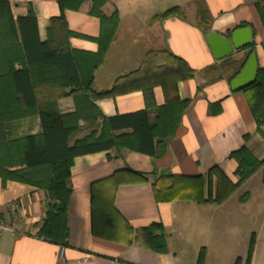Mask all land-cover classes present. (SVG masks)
<instances>
[{
    "label": "crops",
    "instance_id": "1",
    "mask_svg": "<svg viewBox=\"0 0 264 264\" xmlns=\"http://www.w3.org/2000/svg\"><path fill=\"white\" fill-rule=\"evenodd\" d=\"M110 1L118 8L120 24L105 61L95 72L92 87L96 93L112 91L111 95L92 98L102 114L113 117L146 109L144 88L150 86L155 102L148 108L152 125L169 93L188 100L189 105L175 135L163 140L168 151L161 157L113 147L75 158L67 210L69 237L64 244L38 234L48 209L47 192L16 181L4 183L0 178V210L15 227V231H6L0 237V264H188L186 256L181 259L180 247L172 243L174 236L182 237L188 217L203 211L215 223V217L225 212L235 193L246 189L262 172L259 170L220 205L192 199L159 201L153 187L162 175L202 176L206 197L209 182L215 193V167L231 182L238 181V163L230 157L233 151L245 145L257 159H264V136L258 131L249 104L253 91H234L230 84L253 52L258 71L264 68V0H203L209 13L208 25L201 23L194 0L188 10L177 4L180 14L171 16L166 5L162 9L166 0ZM9 2L15 17L27 15L32 8L43 42L48 39L51 19L62 13L59 0ZM64 15L74 32L71 47L97 52L99 45L94 39L101 32L100 19L72 9L65 10ZM244 26L252 27L253 44L218 60L207 36L217 32L230 37L236 28ZM177 58L187 68L180 64V73L162 78L168 69L178 68ZM184 69L189 72L186 78L182 77ZM58 104L63 114L76 110L73 96L61 97ZM98 125L101 121L93 125L81 120L72 143L88 136ZM261 130L264 133V126ZM41 132L39 115L15 121L8 129L12 138ZM251 199L250 192L244 193L239 206ZM13 206L15 211L11 212ZM93 224L103 236L93 233ZM151 226L156 227V234L164 233L166 252L153 249L147 235ZM201 249L208 251L207 247Z\"/></svg>",
    "mask_w": 264,
    "mask_h": 264
},
{
    "label": "trees",
    "instance_id": "2",
    "mask_svg": "<svg viewBox=\"0 0 264 264\" xmlns=\"http://www.w3.org/2000/svg\"><path fill=\"white\" fill-rule=\"evenodd\" d=\"M59 4L62 13L51 19L48 39L43 42L32 8L27 15L15 17L9 0H0V178L4 183L16 181L47 192L48 209L38 234L46 240L64 244L69 237L67 210L72 193L71 167L75 158L109 151L113 147L161 157L168 151L163 140L175 135L189 101L169 93L168 101L158 108L156 122L152 125L148 108L155 102L154 89L150 86L144 88L146 109L105 117L92 98L111 95L112 91L96 93L92 87L95 72L105 61L120 24L118 8L110 0H59ZM67 9L100 19L101 32L94 39L99 45L97 52H83L71 47L70 38L74 32L69 29L64 15ZM198 9L201 23L208 25L209 13L205 4L199 3ZM176 14H180L178 7L167 11L168 16ZM177 59L178 68L168 69L162 78L167 80L180 73V64L187 68L181 58ZM183 73V78L188 77L186 69ZM248 89L253 91L249 99L251 111L258 131L264 136L261 130L264 126V68L259 69L257 80L244 88ZM65 96L75 98L76 110L72 113L63 114L59 109L58 101ZM34 115L41 119V133L17 138L10 136L11 123ZM81 120L93 125L101 121V125L94 127L85 138L72 143ZM157 138L161 140L156 142ZM230 157L238 163L239 179L236 183L215 167L213 172L218 175L215 193L209 182L205 197L202 176L162 175L153 183L157 200L192 199L198 203L220 205L259 170H263L264 182V159H257L245 145L233 151ZM107 221L111 223L109 217ZM147 230L153 249L166 252L164 233L156 234L155 226ZM93 233L104 235L95 224ZM255 243L253 235L246 264H251ZM204 254L205 249H202L197 264H204Z\"/></svg>",
    "mask_w": 264,
    "mask_h": 264
},
{
    "label": "rangeland",
    "instance_id": "3",
    "mask_svg": "<svg viewBox=\"0 0 264 264\" xmlns=\"http://www.w3.org/2000/svg\"><path fill=\"white\" fill-rule=\"evenodd\" d=\"M191 0L162 1V9H171L183 4L186 10L191 9ZM203 4V0H194V5ZM166 5V7L164 6ZM189 5V6H188ZM182 7V9H184ZM192 18L190 14H187ZM200 21V19H199ZM263 172V170H262ZM262 172L249 183L246 189L238 190L228 204L224 213L212 218L203 211L188 217L183 227L182 237H173L175 245L180 247L181 259L188 258V264H196L201 248L205 251L204 264H246V258L252 236L256 243L251 264H264V183ZM246 192L252 199L243 207L239 198Z\"/></svg>",
    "mask_w": 264,
    "mask_h": 264
},
{
    "label": "water",
    "instance_id": "4",
    "mask_svg": "<svg viewBox=\"0 0 264 264\" xmlns=\"http://www.w3.org/2000/svg\"><path fill=\"white\" fill-rule=\"evenodd\" d=\"M207 42L215 57L221 60L235 50L250 46L254 42V31L251 26L236 28L230 37L213 32L207 36ZM258 62L253 52L240 72L231 80V88L234 91L242 90L257 80Z\"/></svg>",
    "mask_w": 264,
    "mask_h": 264
},
{
    "label": "built area",
    "instance_id": "5",
    "mask_svg": "<svg viewBox=\"0 0 264 264\" xmlns=\"http://www.w3.org/2000/svg\"><path fill=\"white\" fill-rule=\"evenodd\" d=\"M15 211V207L11 208V212ZM6 231H15V227L3 215L0 210V237Z\"/></svg>",
    "mask_w": 264,
    "mask_h": 264
}]
</instances>
